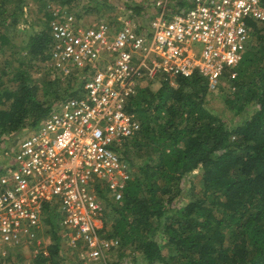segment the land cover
<instances>
[{
  "label": "trees",
  "instance_id": "obj_1",
  "mask_svg": "<svg viewBox=\"0 0 264 264\" xmlns=\"http://www.w3.org/2000/svg\"><path fill=\"white\" fill-rule=\"evenodd\" d=\"M38 1L45 9L40 29L20 26L29 0H0V149L37 128L56 104L82 86L77 74L63 78L50 66L54 5L83 21L119 4ZM123 4L139 15L150 14L144 5ZM250 24L242 60L225 72L228 86L217 87L224 113L208 107L213 90L198 71L190 77L161 75L157 90L145 86L130 99L128 110L137 116L140 130L119 150L135 171L119 199L97 186L105 206L100 231L119 241L113 253L124 257L130 252L132 261L142 257V264H264V20ZM45 208L48 254H34L29 263L79 264L63 255L57 206L47 203ZM12 256L11 250L0 255V264H13Z\"/></svg>",
  "mask_w": 264,
  "mask_h": 264
},
{
  "label": "built area",
  "instance_id": "obj_2",
  "mask_svg": "<svg viewBox=\"0 0 264 264\" xmlns=\"http://www.w3.org/2000/svg\"><path fill=\"white\" fill-rule=\"evenodd\" d=\"M153 2L144 31L136 28L132 9L114 28L53 7L50 66L63 78L77 74L82 86L16 147L0 149V255L25 240L40 243L37 230L50 203L63 212L62 227L82 239L88 260L106 262L119 241L100 231L105 206L97 185L121 197L132 178L119 150L140 130L128 110L130 99L159 75L190 77L198 71L210 89L217 88L242 60L251 20H264L261 0Z\"/></svg>",
  "mask_w": 264,
  "mask_h": 264
},
{
  "label": "rangeland",
  "instance_id": "obj_3",
  "mask_svg": "<svg viewBox=\"0 0 264 264\" xmlns=\"http://www.w3.org/2000/svg\"><path fill=\"white\" fill-rule=\"evenodd\" d=\"M113 1V0H112ZM117 2H119L118 7L117 8H110L109 12L105 13V15L102 13V15L96 14V13H91L89 15H87L85 18L83 19L82 22L84 23H90L91 20H93L94 23L103 20V21H108L109 24H111V26L115 27H119L120 25V19H122L123 17L128 15V10H126L123 2L124 1H128L132 4H139V5H144L146 6L147 10L149 11L150 14H144L139 15L136 12L133 11V17H134V21H135V25L136 28L139 31H144V28H140L141 25H144L145 28L149 27L151 18H152V13H153V5L154 2L153 0H115ZM53 5V4H52ZM43 6V2H39L38 0H29V5L27 6V8H25L24 11V17L21 20L20 26L22 28L28 27V24H31L32 26L36 27L37 29L41 27L42 23L45 21V17H44V11L45 9H42L41 7ZM56 6V5H54ZM12 10H14L13 7H11ZM11 13V12H10ZM43 27V26H42ZM41 27V28H42ZM199 49H202L203 45L202 44H198ZM161 76V75H159ZM159 76L157 77L156 80H152L151 82L148 83V86L150 88H152L153 90H157L160 86V79ZM228 86V82L226 80V78H222L221 83L218 84V86ZM208 107L215 111V112H219L224 113L225 111V104L223 102V94L221 91L217 90V88L213 89V92L211 95H209L208 97ZM230 115V113H228ZM32 129H30L28 132H25L23 134H20L18 136H15L12 139H9L7 141V145L10 148H14L16 147V145L22 140L23 137H25ZM127 163V167L129 168L130 172H131V176H133V172L135 171V168L130 166L129 163L126 161ZM187 183V181H186ZM100 186V185H97ZM100 189V188H99ZM98 189V190H99ZM104 191L109 193L112 196H116L117 199L120 198V196L116 195L114 191H112L109 186L105 185L104 187ZM99 194V193H98ZM46 205V204H45ZM57 206V205H56ZM45 208V206H44ZM58 208V212L61 214H63V212L61 211L60 207L57 206ZM45 212H46V208H45ZM62 220V219H61ZM42 229H41V237H40V243L36 240H31L29 243L28 248L26 249H20V244H17L14 249L11 250V252L13 253L12 259L10 260L11 263L13 264H30L29 262L32 261L34 254H38V253H43L44 254V250H47L48 252V244L51 240V234H50V229L49 226L47 225L46 222H44L42 224ZM60 237L62 240L61 241V247L63 249V255L66 256L68 259L67 261H73L74 263L79 262V264H97L96 262L98 261H89L87 258V251L86 248L82 242V239L80 238L79 240L75 237V233L71 232L70 230H67L65 228L62 227V231H60ZM158 240L160 241V244L163 246L164 244V239L158 238ZM8 247V246H7ZM16 248V249H15ZM19 254H21V256H18ZM47 255V254H45ZM132 254L130 252L126 253L124 255V257H121L119 255L118 252H109L107 259L106 260H113V261H118L119 264H142L143 263V259L142 257H139L138 262H133L132 259ZM75 260V261H74ZM81 262V263H80ZM101 262H104L103 260H99L98 264H101ZM5 264H7L8 262H4Z\"/></svg>",
  "mask_w": 264,
  "mask_h": 264
},
{
  "label": "crops",
  "instance_id": "obj_4",
  "mask_svg": "<svg viewBox=\"0 0 264 264\" xmlns=\"http://www.w3.org/2000/svg\"><path fill=\"white\" fill-rule=\"evenodd\" d=\"M44 223V218L42 219V224ZM41 229H42V227L41 228H39L38 230H37V237L38 238H40L41 237ZM37 241V243H38V240H36ZM41 241V240H40ZM29 242L27 241V240H25V242L24 243H22V244H20V249H26V248H28V246H29ZM31 245V244H30ZM12 249H14V247H12L11 248V250ZM16 249V248H15Z\"/></svg>",
  "mask_w": 264,
  "mask_h": 264
}]
</instances>
